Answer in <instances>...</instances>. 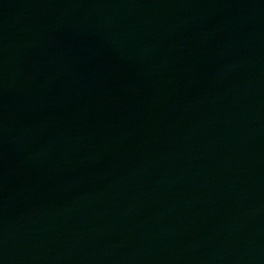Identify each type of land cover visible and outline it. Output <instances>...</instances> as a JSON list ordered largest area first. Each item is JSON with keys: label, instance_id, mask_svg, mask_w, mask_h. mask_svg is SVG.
<instances>
[{"label": "water", "instance_id": "1", "mask_svg": "<svg viewBox=\"0 0 264 264\" xmlns=\"http://www.w3.org/2000/svg\"><path fill=\"white\" fill-rule=\"evenodd\" d=\"M0 264H264V0H0Z\"/></svg>", "mask_w": 264, "mask_h": 264}]
</instances>
